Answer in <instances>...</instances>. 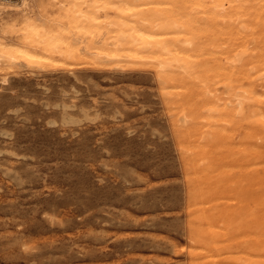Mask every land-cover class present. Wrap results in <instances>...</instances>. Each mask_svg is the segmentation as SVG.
<instances>
[{"label": "rangeland", "instance_id": "obj_1", "mask_svg": "<svg viewBox=\"0 0 264 264\" xmlns=\"http://www.w3.org/2000/svg\"><path fill=\"white\" fill-rule=\"evenodd\" d=\"M179 1L25 0V14L14 8L21 0H0V36L18 46L29 18L66 39L68 8L99 7L114 18L116 6L149 12ZM196 39L207 41L201 32ZM153 63L126 72L97 69L88 57L0 65V264H197L205 261L199 253L218 260L219 250L248 262L246 162L221 166L235 190L199 196V174L175 128L185 112L172 96L182 88L160 79ZM232 210L238 231L217 216ZM202 211L209 225L197 219ZM202 229L208 245L197 242Z\"/></svg>", "mask_w": 264, "mask_h": 264}, {"label": "bare ground", "instance_id": "obj_2", "mask_svg": "<svg viewBox=\"0 0 264 264\" xmlns=\"http://www.w3.org/2000/svg\"><path fill=\"white\" fill-rule=\"evenodd\" d=\"M21 1L14 8L26 14V2ZM1 7L0 3V10ZM74 7L65 10L72 27L69 38L63 39L43 23L29 18L23 23L21 33H17L20 34L18 46L8 44L0 36V65L17 62L19 58L37 61L41 57H57L72 62L88 57L97 69L126 72L140 69L152 59L160 79L182 88L172 96L185 112L175 128L188 162L199 174V196L219 187L235 190L229 169L221 166L238 159L246 162L251 232L247 246L251 255L246 264H264V0H181L171 7L151 8L149 12L125 4L116 6L114 18L100 14L99 7L89 11ZM200 32L207 38L204 44L196 39ZM217 84L223 86L224 93ZM202 108L209 114H195ZM235 138H238L236 142ZM209 216L202 211L197 219L209 225ZM217 216L228 218L234 226L232 229L238 231L232 220L235 211H218ZM197 236L199 244L208 245L206 229ZM203 253L198 255L205 261L197 264H214L220 259L237 264L231 253L222 256L224 250H219L220 259L211 262L206 259L208 254Z\"/></svg>", "mask_w": 264, "mask_h": 264}]
</instances>
